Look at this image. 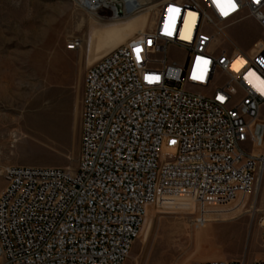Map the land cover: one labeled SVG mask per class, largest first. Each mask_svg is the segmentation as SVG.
Returning <instances> with one entry per match:
<instances>
[{"label": "built area", "instance_id": "2783aa9c", "mask_svg": "<svg viewBox=\"0 0 264 264\" xmlns=\"http://www.w3.org/2000/svg\"><path fill=\"white\" fill-rule=\"evenodd\" d=\"M72 1L103 23L140 10ZM232 2L219 0L222 15L213 0H161L150 29L87 69L77 167L4 171L0 264H124L150 208L189 202L201 223L255 190L264 152L246 145L264 107V38L251 53L226 31L248 18L264 31V0Z\"/></svg>", "mask_w": 264, "mask_h": 264}, {"label": "rangeland", "instance_id": "374dc122", "mask_svg": "<svg viewBox=\"0 0 264 264\" xmlns=\"http://www.w3.org/2000/svg\"><path fill=\"white\" fill-rule=\"evenodd\" d=\"M140 1L144 6L131 17L104 24L72 0H0V194L9 166L77 167L85 73L114 48L150 29L161 0ZM108 27H123L126 34L89 50L91 33ZM75 37L83 47L68 51ZM226 37L254 53L264 31L248 18L230 27ZM255 128L258 141L246 147L260 154L264 107ZM226 214L241 215L230 222L198 223L197 209L189 202L150 208L124 264L263 260L264 175L254 191L220 216Z\"/></svg>", "mask_w": 264, "mask_h": 264}, {"label": "bare ground", "instance_id": "6f19581e", "mask_svg": "<svg viewBox=\"0 0 264 264\" xmlns=\"http://www.w3.org/2000/svg\"><path fill=\"white\" fill-rule=\"evenodd\" d=\"M135 3L138 5V8L140 7H143L144 4L141 3L140 0H134ZM103 3V7H107V1L106 0H103L102 1ZM156 7H158V4L156 5ZM94 17H96L99 21H101L99 18L98 15H95V14H92ZM102 19V18H101ZM96 23H99V22H96ZM102 24V23H100ZM105 24V23H104ZM126 32V29L123 28V27H108V28H104V29H100V30H94L92 33H91V37H90V41L91 44H90V47H89V50H93V49H98L99 47H101V45H103V47H105L106 44H109V43H112L116 38L122 36L124 33ZM126 34V33H125ZM263 41V40H261ZM260 42V41H259ZM120 47V46H119ZM118 48V47H117ZM116 49V48H114ZM113 49V50H114ZM112 50V51H113ZM27 138V137H26ZM28 139V138H27ZM26 142V140L24 141ZM29 142V141H28ZM32 142H30L31 144ZM29 144V143H28ZM22 146V144H21ZM27 146V145H26ZM262 180V179H261ZM259 180V182L261 181ZM258 182V183H259ZM258 185V184H257ZM225 215V214H224ZM241 215V214H240ZM240 215L238 216H235V215H232L231 216H216V217H208L206 218L205 220V223H214V222H230L236 218H238ZM253 215V214H252Z\"/></svg>", "mask_w": 264, "mask_h": 264}, {"label": "snow or ice", "instance_id": "6c2138e0", "mask_svg": "<svg viewBox=\"0 0 264 264\" xmlns=\"http://www.w3.org/2000/svg\"><path fill=\"white\" fill-rule=\"evenodd\" d=\"M213 2L216 3L217 8H219V9L221 10V14H222V15H227V12L224 10V6L221 5V4L219 3V0H213ZM256 2L258 3L259 0H256ZM227 7H228L229 9H235V8L237 7V5H236L234 2H232V0H228V5H227ZM171 11L178 12L179 9H171ZM169 34H170V33H169ZM137 51H139V50H137ZM204 63L206 64L207 61H204ZM150 79H151V78H150ZM155 79H158V77L155 78ZM172 143H175V142L173 141Z\"/></svg>", "mask_w": 264, "mask_h": 264}]
</instances>
